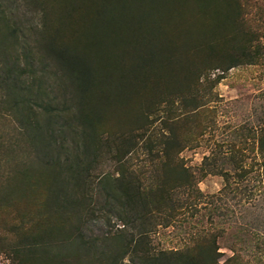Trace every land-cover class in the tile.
I'll use <instances>...</instances> for the list:
<instances>
[{
	"label": "trees",
	"instance_id": "obj_1",
	"mask_svg": "<svg viewBox=\"0 0 264 264\" xmlns=\"http://www.w3.org/2000/svg\"><path fill=\"white\" fill-rule=\"evenodd\" d=\"M104 9L106 24L96 45V59L99 53L108 55L105 61L111 66L109 73H117V68L124 63L123 56L130 58L133 67L141 66L142 83L152 79V88L157 90L170 82L168 89L172 91L158 94L154 101L147 103L146 113L140 112L143 109L140 108L136 117L128 118L131 121L128 130L115 133L99 131L102 117L87 109L85 102L72 101L70 106L65 100L63 110H59L44 100L40 84L33 91L30 83H17L20 77L14 76L10 53L17 31L0 5V88L8 91L7 112L21 117L22 130L18 131L31 143L35 155L33 161L26 159L29 162L21 170L1 176L6 185L0 184V204L13 207V213L18 215L14 224L19 241L9 250L18 258V264L19 259L20 264H72L78 249L90 250L92 245L82 239L80 228L97 209L90 172L105 153L112 155L118 171L116 177L103 175L98 180L105 197L103 208L110 220L121 223L122 229L104 239L114 243L109 244L112 248H104L103 258L111 264L126 256L136 258L139 264H220L223 255L217 241L224 229L211 233L205 229L197 231L191 235L189 247L157 255L146 248L148 236L159 226L174 225L181 216H195L201 203L206 201L198 184L210 175L221 176L225 182L219 198L228 191L243 193L246 187L240 188L239 184L253 172L254 166L258 169L259 181L264 179V90L257 98L260 103L252 109L253 121L233 127L226 125L224 130L230 131L231 139L226 145L217 144V151L205 157L196 172L180 159L183 151L199 147L204 137L217 129L218 101L213 90L224 74L237 67L264 68V29L258 35L223 34L225 27L220 23L217 28L206 27L207 37L201 29H196L198 37L186 45L190 52L200 54L203 59L193 68H187L177 65L180 60L173 57L174 42L160 35L163 24L159 23L173 19L172 0H108ZM233 21L232 30L246 31L244 23L236 18ZM118 22L127 28L135 25L139 35L126 40L119 32L117 41H113L119 53L109 55L104 53L108 47L104 39L115 31ZM155 28L159 29L157 35L152 33ZM76 60L79 59L71 58L69 71L78 79L80 91L88 95L96 84L92 83L91 66L85 58L78 65ZM135 68H127L122 77L108 75L110 83H128L126 93L121 95L117 91L114 95L115 100L122 98L120 104H127L132 98L128 93L129 77ZM155 70L160 74L152 73L147 78ZM202 78L204 83H200ZM30 98L35 100L34 104ZM108 108L103 112L105 115L116 114L112 104ZM159 110L166 117L151 119ZM127 113L128 109H124L120 114ZM155 122L158 128L153 126ZM224 150L226 155L222 156ZM138 151L143 153L145 164L137 172L130 171L126 164L138 156ZM225 164L233 165L232 173L223 170ZM231 178L239 184L232 186ZM212 211L224 217L228 209L220 205ZM129 229H138L137 239L126 232ZM240 229L253 232L249 226ZM257 233L252 235L257 238ZM255 246L260 253L257 264H264V244L258 240ZM227 248L233 255L221 264H247L234 247Z\"/></svg>",
	"mask_w": 264,
	"mask_h": 264
},
{
	"label": "rangeland",
	"instance_id": "obj_2",
	"mask_svg": "<svg viewBox=\"0 0 264 264\" xmlns=\"http://www.w3.org/2000/svg\"><path fill=\"white\" fill-rule=\"evenodd\" d=\"M107 2L108 0H0V5L6 17L10 19V23H15L14 27L17 31V40L14 42L13 50L10 51L11 66L15 68L14 76L20 77L17 83H30L33 91H36L37 85L40 84L41 91L44 92V100L56 105L59 110H63L62 103L65 100L68 101V105L72 101L85 102L87 109L102 117L98 125L99 131L115 133L128 130L131 122L128 118L136 117L140 108H143L140 112L146 113L147 103L154 101L158 94L172 91L168 89L170 82L157 90L152 88V79L149 83H142L141 66L135 68L134 63L133 67L130 58L123 56L124 63L117 68V73H109L111 66L105 61L108 55L103 56L99 53L96 59L95 53L98 51L96 45L99 44L106 24L104 6ZM172 4L175 10L173 19L171 22L159 23L163 24L160 35L174 42L173 57L179 58L180 63L177 65L180 67L185 65L187 68H193L203 59L200 54L190 52L186 45L187 41L192 42L198 37L196 29H201L204 35L206 27L212 25V28H217L220 23L225 27L223 34L258 35L264 29V0H172ZM199 10L202 11L201 15ZM234 18L246 25V31L232 30L235 27ZM153 23L151 22L150 25L152 26ZM158 30L155 28L152 33L157 35ZM119 32L124 34L126 40L139 35L135 25L127 28L118 22L115 31L112 34L109 32L104 39L105 44H108L104 53L109 55L119 53V49H116L118 46H114L113 42L117 41ZM72 57L79 59L76 60L77 65L80 59L85 58L87 64L91 66L92 83L96 84L88 95L80 91L78 79L69 71ZM127 68L136 69L129 77L131 87L128 93L132 98L127 104H120L122 98L115 100L114 95L117 91L121 95V92L126 93L128 83H110L108 75L122 77ZM152 73L154 76L160 74L155 70L147 75V78H151ZM211 78L213 79L214 75ZM200 83H204L203 78ZM112 85H114L113 89ZM263 90L264 68L262 67H237L224 74L223 79L213 90L214 98L218 101L217 129L208 133L199 147L186 149L180 154L185 166L196 172L202 160L212 151H217V144L226 145L231 139L230 131L224 130L226 125L233 127L252 122V109L257 102L260 103L257 98ZM7 95L8 91L0 88V184L3 186L6 185V181L1 179L2 175L16 173L17 170H21L23 164L35 158L30 148L31 143L21 134L22 132L18 131L22 130L21 117L7 112L9 109ZM25 97L28 99V96ZM110 104L114 106L111 109L116 110V114L107 116L103 112L109 109ZM124 109H128V113L120 114ZM153 112L154 110L151 111ZM111 113L114 114L115 111ZM161 117H166L162 110L151 115V119L155 120ZM153 126L158 128V122ZM225 145L223 149L226 148ZM102 150L104 152L105 148ZM223 152L222 156H225L226 151ZM132 159L126 167L136 172L142 169L145 164L143 153L138 151V156ZM249 162L250 160L246 166H249ZM251 163L253 165L254 161ZM232 168L233 165H223L224 171L232 173ZM117 171L118 165L112 155L104 153L98 159L97 166L90 172L89 181L93 185L94 197L97 198V209L93 217L86 218L80 228V234L85 243L92 246L89 251L78 249L74 257L75 263L72 264H111L110 260L103 258L102 253L105 252L104 248H112L109 244L114 242H106L104 239L115 235L116 231L122 229V225L106 216L103 208L105 197L100 192L98 180L103 175L116 177ZM257 173L258 169L254 166L253 172L242 184H239L237 179L231 178L230 183L234 182L232 186L239 184L240 188L243 186L246 190L243 193L228 191V194L222 193L220 198L218 197L220 191L225 186L223 178L210 175L202 179L198 188L205 195L206 201L201 203L195 216L186 214L169 228L157 227L148 236L147 250L155 255L163 251H182L185 247H189L191 235L195 232L205 229L206 232L211 233L224 229L220 232L223 234L217 241L219 252L223 255L219 259L220 264L233 255L227 247H234L247 264H257L256 258L260 253L257 252L255 243L259 240L264 244V179L259 181ZM220 205H223L224 210L228 209L224 217L212 211L214 207ZM8 207L5 208L0 204V264H18V258H15L9 250L19 241L14 224V218L18 215L13 213V207ZM243 226L251 227L253 232L241 230ZM136 231L138 229H129L126 232L137 239ZM255 231L259 234L257 238L252 235ZM116 264H139V262L132 256H126Z\"/></svg>",
	"mask_w": 264,
	"mask_h": 264
}]
</instances>
